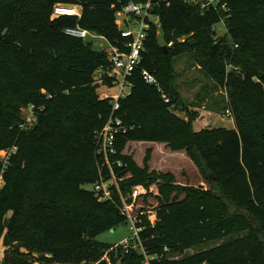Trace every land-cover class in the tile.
Here are the masks:
<instances>
[{
    "label": "trees",
    "instance_id": "1",
    "mask_svg": "<svg viewBox=\"0 0 264 264\" xmlns=\"http://www.w3.org/2000/svg\"><path fill=\"white\" fill-rule=\"evenodd\" d=\"M130 1L140 0H0V155L10 154L0 156V264H108L104 257L114 245L97 237L128 223L121 195L153 184L158 221L153 228L146 219L143 236L148 253L164 257L151 264H264V0H222L226 9L157 0L153 12L168 51L153 26L131 92L115 113L128 127L111 157L120 193L114 187V200L101 201L85 189L101 180L98 134L114 105L100 98L95 74L110 62L92 42L66 31L81 25L121 45L116 14ZM58 4L81 7L82 19L55 17ZM220 23L223 36L215 29ZM186 53L217 91H226L233 129L195 130L193 118L175 112L174 62ZM143 70L158 78L160 90L144 81ZM30 108L35 120L28 124L23 109ZM130 142L186 151L210 188L180 186L171 173L150 172V149L140 167L125 154ZM102 172L110 179L107 167ZM220 239L228 240L185 256ZM110 259L146 262L122 249Z\"/></svg>",
    "mask_w": 264,
    "mask_h": 264
},
{
    "label": "built area",
    "instance_id": "2",
    "mask_svg": "<svg viewBox=\"0 0 264 264\" xmlns=\"http://www.w3.org/2000/svg\"><path fill=\"white\" fill-rule=\"evenodd\" d=\"M190 4H199L203 9L211 7H220L226 9V5L222 0H184ZM160 4L157 0H140L139 2L130 1L122 7L116 14L117 28L123 38L121 45L111 43L103 36L96 34L88 29L83 28L81 25L67 29L66 33L71 37L88 40L90 38H103L111 44V52L108 55L109 66L101 67L95 74L96 84L104 85L113 88L119 86V91L115 96L104 93L101 99H113L114 113L112 114L107 125L98 134V148L97 152L100 157H103L104 164L102 169L107 167L110 170V179L103 177L101 169V180L93 185V191L101 201L114 200V187L119 191L117 177L114 173L111 157L117 154V141L128 132V127L124 125V121L116 116V111L120 110V100L127 98L131 92L132 83L130 78L137 71L141 62L143 53L146 51V42L149 37V32L156 26L161 29L160 17L153 12L154 6ZM55 17L69 16L77 17L80 21L83 13L82 8L74 5L58 4L54 8ZM142 77L144 81L150 85L156 86L160 90V82L158 78L148 70H143ZM112 79V84H107L106 81ZM166 103L170 102L167 95H163ZM227 113L231 116V111ZM122 166L121 162L117 163ZM4 185L3 178L0 179V193ZM142 186L134 187L132 192L122 199V213L127 217L130 236L121 244L114 245L105 255L104 260L108 264H112L110 259V252H117L122 249L125 254L137 252L145 256V264H151L152 260L163 258L162 255L149 254L145 245L144 232L147 230L146 219L151 227H155L158 221L156 208L136 206V202L144 196ZM131 200V201H130ZM138 207V208H137ZM166 251H168L166 249ZM117 264H123L120 260Z\"/></svg>",
    "mask_w": 264,
    "mask_h": 264
},
{
    "label": "rangeland",
    "instance_id": "3",
    "mask_svg": "<svg viewBox=\"0 0 264 264\" xmlns=\"http://www.w3.org/2000/svg\"><path fill=\"white\" fill-rule=\"evenodd\" d=\"M215 29L218 36L227 33L224 23L218 24ZM187 37H183L180 41H185ZM159 40L162 46H167L163 41L162 30L159 29ZM92 42L97 51H104L109 55L111 52V44L103 38L88 39ZM173 46V45H172ZM168 47V46H167ZM174 86L177 90L179 102L176 105L175 112L183 119L189 121L193 118V127L195 130L225 127L233 129L235 126V116L230 108H228L229 97L225 90L217 91L214 82L207 77L205 72L193 61L190 54L186 53L178 55L174 62ZM119 91V86L113 88L100 85L98 94L100 98L104 93L115 96ZM245 106H250V100H244ZM231 111V116L227 113ZM23 119L26 123L35 120L32 109H23ZM154 145L155 153L152 159V167L161 169L159 173H171L175 177V184L180 186L203 187L209 189L205 175L201 169L194 163L186 151L165 150L162 145L153 142H130L125 150V154L132 155L136 163L144 166L146 152ZM151 150V149H150ZM13 154V152H11ZM10 155V154H8ZM7 152L1 154V157H7ZM163 171V172H162ZM150 172H152L150 168ZM143 187V186H142ZM87 190H93V185L85 186ZM144 196L136 202V206L156 208L159 205V186L151 185L149 188L143 187ZM137 207V208H138ZM130 236L129 224H123L117 229L106 231L97 237L99 242L118 245ZM225 240H217L203 244L198 248L186 251V255H193L200 251L213 248L219 244L226 242ZM4 247L0 243V257L3 256ZM179 256V255H178Z\"/></svg>",
    "mask_w": 264,
    "mask_h": 264
},
{
    "label": "crops",
    "instance_id": "4",
    "mask_svg": "<svg viewBox=\"0 0 264 264\" xmlns=\"http://www.w3.org/2000/svg\"><path fill=\"white\" fill-rule=\"evenodd\" d=\"M235 127V126H234ZM159 145H162L163 147H164V149L165 150H169V148H167V144H165V143H158ZM152 147L150 148L151 150H152V159H153V155H154V153H155V148H154V145H151ZM152 159H151V161H150V168H151V170L152 171H159V172H161V169H154L153 167H152ZM163 172V171H162Z\"/></svg>",
    "mask_w": 264,
    "mask_h": 264
},
{
    "label": "water",
    "instance_id": "5",
    "mask_svg": "<svg viewBox=\"0 0 264 264\" xmlns=\"http://www.w3.org/2000/svg\"><path fill=\"white\" fill-rule=\"evenodd\" d=\"M164 50L168 51V47L167 46H163L162 47Z\"/></svg>",
    "mask_w": 264,
    "mask_h": 264
}]
</instances>
